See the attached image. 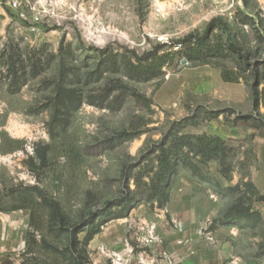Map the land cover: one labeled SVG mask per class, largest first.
<instances>
[{"label": "rangeland", "instance_id": "rangeland-1", "mask_svg": "<svg viewBox=\"0 0 264 264\" xmlns=\"http://www.w3.org/2000/svg\"><path fill=\"white\" fill-rule=\"evenodd\" d=\"M216 18L242 55L175 56L148 82L105 70L110 55L177 52ZM15 54L19 90L6 72ZM263 60L264 0H0V213L26 216L0 264H264V202L244 186L264 128ZM220 116L254 133L222 155L183 144ZM162 156L174 162L166 184ZM241 199L260 217L228 219Z\"/></svg>", "mask_w": 264, "mask_h": 264}, {"label": "trees", "instance_id": "trees-1", "mask_svg": "<svg viewBox=\"0 0 264 264\" xmlns=\"http://www.w3.org/2000/svg\"><path fill=\"white\" fill-rule=\"evenodd\" d=\"M219 29L225 35V39L222 40L218 38L217 42L213 43V31ZM179 45V50L174 53L163 52L159 54L158 49H154L150 52L143 54L142 56H136L133 54V59L131 58H122L118 59L117 55H110L105 59V70L111 71L112 73H123L125 77L130 80H135L138 82H148L153 79L158 78L162 74V68L169 64L175 56H183L187 61H207L210 58H223L229 55L230 53L234 55H242L241 50L237 47L234 42V37L231 32V29L227 23H223L220 18L213 19L209 24L208 29L203 35L190 34L187 37L183 38L176 42ZM246 61L247 58L245 57ZM6 72L9 75H12L10 86L14 90H19L27 75L25 61L21 58L20 54H15L13 57H10L7 62ZM40 62L37 60L33 64L34 70L36 73L39 69ZM264 67V60L261 63H258L254 67V73L258 75V68ZM222 79L224 82L234 83L236 79L230 78L226 74H222ZM254 97V106H258L261 103L264 106V87L259 93L255 88L253 89ZM182 141H185L187 147L198 151L202 155H222L224 151L231 150L227 148L224 141L215 136H182ZM167 153L164 145L160 147V154L165 155ZM159 167L167 174L164 180L166 184L169 181V176L172 173L174 168V162H171L166 156H162L159 159ZM246 187V192L251 193L256 198V202H264V196L260 195L256 187L251 181H248L244 184ZM243 199L238 202L237 205L231 207L228 210L227 218L233 221H251L260 217L256 212H251L252 202H249L247 208H244ZM104 216V213L101 214ZM94 227V226H93ZM89 231L88 235L85 238V242L92 240L93 236L98 232V229L93 228ZM75 264H87L86 260L82 259L75 262ZM255 264V263H252Z\"/></svg>", "mask_w": 264, "mask_h": 264}, {"label": "crops", "instance_id": "crops-1", "mask_svg": "<svg viewBox=\"0 0 264 264\" xmlns=\"http://www.w3.org/2000/svg\"><path fill=\"white\" fill-rule=\"evenodd\" d=\"M224 107L231 106L236 109V112H240V102L238 100H230L229 102L222 98ZM249 103V102H248ZM226 106V107H227ZM254 133L252 129L245 124L232 123L225 121L222 116L213 119L208 122V128L206 135L216 136L224 141L227 147L236 148L242 145L246 138ZM252 150L256 155L257 168L250 174V181L254 184L256 189L264 193V128L255 132L254 138L251 142ZM26 216H11L5 218L0 213V251H2V245L10 247L14 245V240L20 238L23 234L24 223Z\"/></svg>", "mask_w": 264, "mask_h": 264}, {"label": "water", "instance_id": "water-1", "mask_svg": "<svg viewBox=\"0 0 264 264\" xmlns=\"http://www.w3.org/2000/svg\"><path fill=\"white\" fill-rule=\"evenodd\" d=\"M182 63H184V61H182Z\"/></svg>", "mask_w": 264, "mask_h": 264}, {"label": "built area", "instance_id": "built-area-1", "mask_svg": "<svg viewBox=\"0 0 264 264\" xmlns=\"http://www.w3.org/2000/svg\"><path fill=\"white\" fill-rule=\"evenodd\" d=\"M14 6H15V4H14Z\"/></svg>", "mask_w": 264, "mask_h": 264}]
</instances>
